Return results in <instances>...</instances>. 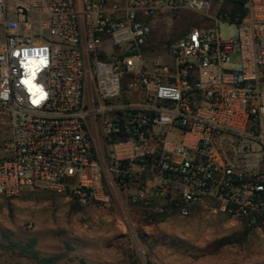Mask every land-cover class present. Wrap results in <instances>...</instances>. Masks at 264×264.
Here are the masks:
<instances>
[{
  "label": "built area",
  "instance_id": "built-area-1",
  "mask_svg": "<svg viewBox=\"0 0 264 264\" xmlns=\"http://www.w3.org/2000/svg\"><path fill=\"white\" fill-rule=\"evenodd\" d=\"M183 12L212 26L147 58L153 27ZM0 33V196L183 218L208 200L264 224V0H0Z\"/></svg>",
  "mask_w": 264,
  "mask_h": 264
},
{
  "label": "rangeland",
  "instance_id": "rangeland-1",
  "mask_svg": "<svg viewBox=\"0 0 264 264\" xmlns=\"http://www.w3.org/2000/svg\"><path fill=\"white\" fill-rule=\"evenodd\" d=\"M210 26L190 12L165 17L153 27L147 58L167 62L170 44L191 28ZM219 28L223 39L237 34L235 26ZM1 128L3 140L8 118ZM0 264H264V224L235 222L215 201L183 218L165 202L143 208L114 198L102 204L70 191L25 188L0 196Z\"/></svg>",
  "mask_w": 264,
  "mask_h": 264
}]
</instances>
